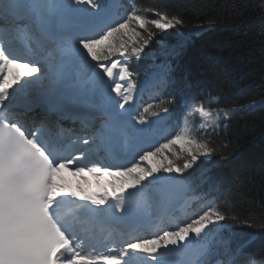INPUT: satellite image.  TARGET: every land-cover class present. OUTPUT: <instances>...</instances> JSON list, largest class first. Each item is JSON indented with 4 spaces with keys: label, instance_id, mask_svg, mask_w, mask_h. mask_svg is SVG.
<instances>
[{
    "label": "snow or ice",
    "instance_id": "1",
    "mask_svg": "<svg viewBox=\"0 0 264 264\" xmlns=\"http://www.w3.org/2000/svg\"><path fill=\"white\" fill-rule=\"evenodd\" d=\"M150 11L157 18L133 8L115 22L100 0H0V264H264L247 251L251 240L221 251L213 230L228 218L214 205L190 222L170 216L189 186L185 173L216 152L191 134L188 117L215 125L218 116L205 104L218 99L184 93L183 126L178 119L175 135L158 147L148 143L155 130L145 114L169 116L174 101H162L160 112L149 104L132 117L137 82L127 61L141 58L156 36L152 28L167 33L184 23ZM17 93L43 118L29 124L13 111ZM219 111L227 118L232 110ZM69 118L87 129L83 136L67 138L59 123ZM78 148L84 150L70 158L69 149ZM102 153L127 157V166H99L94 157ZM62 170L115 180L71 188ZM209 172L201 176L211 180Z\"/></svg>",
    "mask_w": 264,
    "mask_h": 264
},
{
    "label": "trees",
    "instance_id": "2",
    "mask_svg": "<svg viewBox=\"0 0 264 264\" xmlns=\"http://www.w3.org/2000/svg\"><path fill=\"white\" fill-rule=\"evenodd\" d=\"M133 8L150 19L157 18L155 9L184 21L167 33L152 28L155 38L139 60L129 57L130 67L140 74L153 58L173 63L167 91L152 105L160 110L172 99L167 106L180 123L184 93L218 99L205 104L218 116L215 125L198 114L188 117L191 134L216 152L184 178L205 189L228 218L213 230L221 251L251 240L247 251L264 257V0H125L126 11ZM252 102L255 107H246ZM221 109L232 111L224 118ZM175 150L180 153L179 143ZM206 167L211 180L201 176Z\"/></svg>",
    "mask_w": 264,
    "mask_h": 264
},
{
    "label": "rangeland",
    "instance_id": "3",
    "mask_svg": "<svg viewBox=\"0 0 264 264\" xmlns=\"http://www.w3.org/2000/svg\"><path fill=\"white\" fill-rule=\"evenodd\" d=\"M112 3L114 0H110ZM85 6V5H84ZM120 17L122 19H126V14L125 13H121L120 14ZM170 66L168 64V62H160L158 64V67L155 71H153L152 75H151V78L148 80V83L146 85L145 88L149 89L150 87H155L158 83H159V78H160V75L164 72L165 69H167V72L169 70ZM19 71H23V69H19ZM118 71V70H116ZM167 75V74H166ZM165 77V76H164ZM139 90H142V89H139ZM140 92V91H139ZM113 94V93H112ZM166 130V129H165ZM180 144V143H179ZM79 150H84L82 148H79ZM151 149L147 148L145 151H149ZM78 155V154H77ZM158 157H153L152 160L153 162H155V160H157ZM96 162H98V165L99 166H104L107 163L106 160L104 159H98L96 157ZM134 162V161H133ZM86 165V164H85ZM84 165V166H85ZM126 165V164H125ZM87 166H91V165H87ZM127 166V165H126ZM81 176V175H79ZM62 178V181L69 187L71 188H76L77 185L81 186V187H84V188H87L89 187L90 185H96L98 188L100 187L101 184H106V181L108 180H115V178H112V177H99V176H94L92 175L91 173H83L82 174V177L80 178V180H76V182L72 181L73 178H68V176H66L65 174V177L61 176ZM107 186V185H106ZM182 197V196H181ZM181 197L177 200V202L175 203V205H177V207L179 208H186V206H188L190 203L189 202H184ZM190 200V199H189ZM206 210V208H202L200 209L199 211H195L193 210L192 212H190V214H188L187 217H184V218H181V220H183L184 222H190L191 219H193V217L195 215H198V214H201L202 211ZM171 230V229H170ZM147 238V237H146ZM88 250V249H87ZM98 251H103V249H98Z\"/></svg>",
    "mask_w": 264,
    "mask_h": 264
},
{
    "label": "water",
    "instance_id": "4",
    "mask_svg": "<svg viewBox=\"0 0 264 264\" xmlns=\"http://www.w3.org/2000/svg\"><path fill=\"white\" fill-rule=\"evenodd\" d=\"M165 117H166V115H165L164 113H162V115L160 116L159 119H163V118H165Z\"/></svg>",
    "mask_w": 264,
    "mask_h": 264
},
{
    "label": "bare ground",
    "instance_id": "5",
    "mask_svg": "<svg viewBox=\"0 0 264 264\" xmlns=\"http://www.w3.org/2000/svg\"><path fill=\"white\" fill-rule=\"evenodd\" d=\"M114 3H116V0H114ZM116 75H117V78H118V71H116Z\"/></svg>",
    "mask_w": 264,
    "mask_h": 264
}]
</instances>
